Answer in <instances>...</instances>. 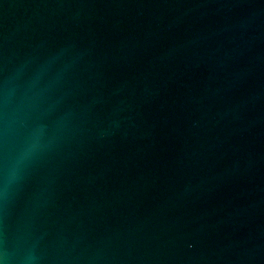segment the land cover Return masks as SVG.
I'll list each match as a JSON object with an SVG mask.
<instances>
[{
    "label": "water",
    "instance_id": "water-1",
    "mask_svg": "<svg viewBox=\"0 0 264 264\" xmlns=\"http://www.w3.org/2000/svg\"><path fill=\"white\" fill-rule=\"evenodd\" d=\"M0 264H264V0H0Z\"/></svg>",
    "mask_w": 264,
    "mask_h": 264
}]
</instances>
